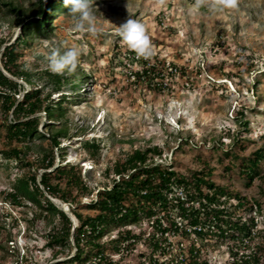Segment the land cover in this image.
<instances>
[{
	"label": "rangeland",
	"instance_id": "rangeland-1",
	"mask_svg": "<svg viewBox=\"0 0 264 264\" xmlns=\"http://www.w3.org/2000/svg\"><path fill=\"white\" fill-rule=\"evenodd\" d=\"M13 1L29 5L37 0ZM93 13L97 25L103 29L98 36L71 31L72 18L61 13L55 18V30L49 37L37 38L29 47L21 49L22 65L33 75L51 73L47 67L48 56L54 51L62 53L72 46L83 50L76 72L63 74L68 78L66 84L61 91L51 94L54 100L67 94L66 119L70 128L69 137L61 143L63 149L56 150L54 167L76 164L81 167L82 176L100 189L110 181L105 174L108 166L112 167L115 161L136 148L161 145L165 153L158 161L164 165H173L189 176L195 171L212 169L210 178L217 184L239 192L250 204L258 201L260 212L242 213L245 218L253 213L257 229L261 228L262 232L249 246L245 245V249L242 246L241 251L251 254L256 245L264 248V160L260 162L262 176L254 178L250 185L237 167L227 169L232 160L236 161L228 153L252 156L264 142V0H238L236 8L217 13L195 9L194 0H164L163 3L95 0ZM128 18L145 25L153 48L150 60H133V52L122 45L116 35L118 26ZM12 20V15L0 10V40L7 41L0 42V57L4 47L14 42L21 31ZM148 61L155 64L156 73L162 71L165 61L179 65L182 73L165 79V85L157 84L161 79H155L156 76H135ZM36 78L34 76V80ZM18 80L26 90L30 88L23 79ZM45 81L47 77L38 82L39 86H44ZM185 82H189V86ZM74 83H78L79 88H73ZM46 87L45 91H51L53 84ZM21 97L22 94L18 98ZM242 109L246 111L249 130L239 141V134H235L236 117ZM39 114L45 122L44 112ZM56 125L59 128L62 124L57 122ZM42 127L41 124L40 130ZM85 139L100 142L102 149L98 159L84 150ZM31 145L29 158L35 161L48 141L36 139ZM4 147V138L0 137V149ZM61 153L66 155L64 161H61ZM35 170L39 176L44 171L40 167ZM29 171H32L29 167L6 159L0 153V264H52L76 251L73 237L72 245L55 249L46 246L45 235L53 227L50 219L41 216V209L29 200L14 205L5 198L18 179ZM205 191H208L206 187ZM52 199L59 208L63 207L64 200ZM88 201L82 198L79 204H65L69 214L76 218L71 209L78 206L87 213L82 204ZM172 215L180 221L177 210ZM75 222L77 226L78 220ZM164 222L168 225L167 219ZM129 228L135 233L143 232V238L153 232L148 222L133 223ZM116 235L117 231L112 229L105 236L106 243ZM166 235L167 251L154 252L153 257L158 263L172 264L182 249L189 253L194 238L185 237L182 232ZM196 247H200L203 258L208 259L207 264H231L228 243L198 237ZM152 251L150 241L140 240L121 260L123 264H147L145 255ZM262 254L264 257V252ZM113 258L118 259L119 255Z\"/></svg>",
	"mask_w": 264,
	"mask_h": 264
},
{
	"label": "trees",
	"instance_id": "trees-1",
	"mask_svg": "<svg viewBox=\"0 0 264 264\" xmlns=\"http://www.w3.org/2000/svg\"><path fill=\"white\" fill-rule=\"evenodd\" d=\"M0 10L5 15H12L11 23L21 28L16 40L4 47L0 61L7 73L30 85L26 90L22 82L9 77L0 67V137L5 142L0 153L4 158L13 159L32 170L18 179L15 188L7 192L5 198L14 205H22L24 200H29L41 209V216L50 219L53 227L45 235L49 248L72 245L73 237L74 255L52 264H123L121 259L125 252L140 240L150 241L153 246V251L145 255V262L161 264L153 256L154 252L167 251L164 246L169 243L168 232H182L183 236L194 238L189 247L190 260L187 264L208 263L200 247H196L198 237L228 243L231 264H264L262 245H256L251 254L243 252L240 255L241 247L249 246L262 232L261 228L257 229L256 216L251 213L245 218L242 212H260L261 204L256 200L250 204L239 192L217 184L210 178L212 169L195 171L189 176L173 165H164L158 161L165 153L161 145L136 148L123 159L115 161L112 167L108 166L105 174L110 181L100 189L82 176L81 167L76 164L65 163L54 167L56 150L63 149L61 143L69 137L70 128L66 119L67 94L63 93L58 100L51 98V94L61 91L68 78L47 71L33 75L22 65L21 49L29 47L37 38L49 37L55 30V18L67 13L68 9L64 0H37L29 5L0 0ZM4 40L0 42H7ZM156 70L152 65V72ZM150 73L144 69L142 73L136 71L135 74L139 78H154ZM45 77L44 86H39L38 82ZM49 83L53 84L52 90L45 91ZM72 87L79 88V84L74 83ZM20 94L21 99L18 98ZM41 112H44L45 122L41 121ZM245 117V109L237 112L238 129L235 134H239V141L249 130V120ZM57 122L62 124L59 128ZM41 124L43 130H40ZM36 139L47 140L48 146L42 147L33 161L29 156L33 150L31 143ZM82 146L93 159L99 158L102 146L96 139H85ZM228 155L236 161L232 160L227 169L237 167L248 185L254 178L262 176L260 162L264 160V142L252 156ZM65 157L61 153V161ZM38 167L44 169L40 176L35 170ZM178 189L185 192V200L177 195ZM49 196L73 205L79 204L82 198H88L89 201L82 204L88 212L83 213L78 206L71 209L78 220V225L74 227L71 217ZM233 200L236 202L233 203ZM174 210L178 211L176 216H180V221L172 215ZM164 219L168 220V225ZM138 222L151 223L153 232L149 237L143 238V232L135 233L129 228L130 224ZM112 229L117 231V235L106 243L105 236ZM113 255H119V258H113ZM176 260L177 263L178 257Z\"/></svg>",
	"mask_w": 264,
	"mask_h": 264
},
{
	"label": "clouds",
	"instance_id": "clouds-1",
	"mask_svg": "<svg viewBox=\"0 0 264 264\" xmlns=\"http://www.w3.org/2000/svg\"><path fill=\"white\" fill-rule=\"evenodd\" d=\"M163 3L164 0H157ZM238 0H194L195 9H207L209 13H217L225 9L237 7ZM67 14L72 18L71 31L87 33L93 37L102 33L103 29L97 25L93 13L95 0H64ZM116 35L122 45L132 51L137 58L150 60L153 56L151 41L147 35L146 27L141 22L128 18L118 26ZM82 49L77 46L67 50L54 51L48 56V71L55 75L74 74L79 66Z\"/></svg>",
	"mask_w": 264,
	"mask_h": 264
},
{
	"label": "built area",
	"instance_id": "built-area-1",
	"mask_svg": "<svg viewBox=\"0 0 264 264\" xmlns=\"http://www.w3.org/2000/svg\"><path fill=\"white\" fill-rule=\"evenodd\" d=\"M132 59L133 60H135V61H141V59L142 58H137L136 56H135V54L133 53L132 54ZM147 65L146 66H143L142 67V69H141V71L140 72H143L144 71V69H148V73H152V65H151V63L148 61L147 63H146ZM154 66H155V64H153ZM179 65H176L174 62H171V61H165V63H163V69H162V71L160 72V71H158L157 73H156V71L155 72H153V75L154 76H156V78L155 79H161V81L160 82H158L157 84H159V85H162V84H164L165 85V82H164V80L166 79V80H169L171 77H173V76H177V75H179L180 73H182V69L180 70L179 69V67H178ZM132 73V72H131ZM150 73V74H151ZM133 76V75H132ZM135 76H136V74H135ZM163 76H165L164 77V79L162 78ZM188 86H189V82H185ZM168 85V83H166V86ZM165 87L163 86V89H164ZM177 195L181 198V199H183V200H185L186 199V194H185V192L182 190V189H178V191H177ZM183 246V245H182ZM244 249H245V247H243ZM241 254H243V252L241 251L240 252V255ZM188 256H189V253L187 254L186 252H184V250L182 249V253H180V255L178 256V262L176 263V261L174 262V263H172V264H187V258H188Z\"/></svg>",
	"mask_w": 264,
	"mask_h": 264
},
{
	"label": "water",
	"instance_id": "water-1",
	"mask_svg": "<svg viewBox=\"0 0 264 264\" xmlns=\"http://www.w3.org/2000/svg\"><path fill=\"white\" fill-rule=\"evenodd\" d=\"M0 67L2 68V70H3V71H4L9 77L14 78V79H17L16 77H14V76L8 74V73L3 69V66H2L1 63H0ZM17 80H18V79H17ZM49 197H50V199L53 201L52 197H51V196H49ZM53 202H54V201H53ZM60 209L63 210V211H65V212L71 217V219L73 220L74 226H76V222H75V219H76V218L72 217V216L69 214V212H68V208L60 207Z\"/></svg>",
	"mask_w": 264,
	"mask_h": 264
},
{
	"label": "bare ground",
	"instance_id": "bare-ground-1",
	"mask_svg": "<svg viewBox=\"0 0 264 264\" xmlns=\"http://www.w3.org/2000/svg\"><path fill=\"white\" fill-rule=\"evenodd\" d=\"M61 205L63 206V208H67V204H65L64 202H62Z\"/></svg>",
	"mask_w": 264,
	"mask_h": 264
}]
</instances>
